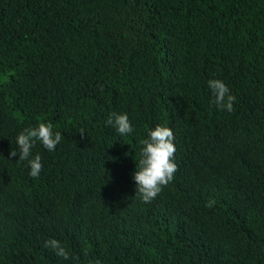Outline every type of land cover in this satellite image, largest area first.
<instances>
[{"label": "trees", "instance_id": "trees-1", "mask_svg": "<svg viewBox=\"0 0 264 264\" xmlns=\"http://www.w3.org/2000/svg\"><path fill=\"white\" fill-rule=\"evenodd\" d=\"M49 121L33 178L17 136ZM157 125L178 170L145 203ZM0 264H264V0H0Z\"/></svg>", "mask_w": 264, "mask_h": 264}, {"label": "clouds", "instance_id": "clouds-1", "mask_svg": "<svg viewBox=\"0 0 264 264\" xmlns=\"http://www.w3.org/2000/svg\"><path fill=\"white\" fill-rule=\"evenodd\" d=\"M208 87L214 95V103L219 109L228 112L234 111L236 97L231 93L229 87L221 80L214 79L208 81ZM103 92V86H101ZM107 125L113 126L117 133L126 136L134 131L133 125L126 113L118 114L113 112L106 121ZM53 124L41 122L38 127L25 128L17 136L19 146V161L27 160L33 178H38L42 171V159L39 154L29 159L32 155V148L36 141L42 142L49 151H55L57 145L62 140V134L54 131ZM84 133L81 132V135ZM174 133L170 127L157 125L149 132V139L141 141L144 145L140 155L141 159L137 165V170L133 174L136 183L137 193L142 200L147 203L155 199L174 178V173L178 170V165L174 162L177 151L174 144ZM17 150L10 152L11 157H16ZM209 207L211 204L208 205ZM44 247L51 249L58 257L65 260L70 259L71 254L58 239H49Z\"/></svg>", "mask_w": 264, "mask_h": 264}]
</instances>
